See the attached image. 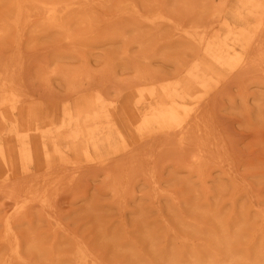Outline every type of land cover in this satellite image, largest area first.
<instances>
[{"label": "rangeland", "instance_id": "1", "mask_svg": "<svg viewBox=\"0 0 264 264\" xmlns=\"http://www.w3.org/2000/svg\"><path fill=\"white\" fill-rule=\"evenodd\" d=\"M0 264H264V0H0Z\"/></svg>", "mask_w": 264, "mask_h": 264}, {"label": "bare ground", "instance_id": "2", "mask_svg": "<svg viewBox=\"0 0 264 264\" xmlns=\"http://www.w3.org/2000/svg\"><path fill=\"white\" fill-rule=\"evenodd\" d=\"M29 112V111H28ZM167 114V113H166ZM27 116V115H26ZM164 116H166V115H164ZM168 116V115H167ZM165 117V120L168 122V123H170V124H172V125H174V124H176V119L177 118H174L175 116L173 115V117H172V115L171 116H168V117ZM28 117V116H27ZM29 118V117H28ZM179 118V117H178ZM176 126H177V124H176ZM179 126V125H178ZM177 126V127H178Z\"/></svg>", "mask_w": 264, "mask_h": 264}]
</instances>
